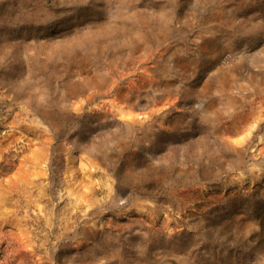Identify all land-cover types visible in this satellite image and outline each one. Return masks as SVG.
I'll return each mask as SVG.
<instances>
[{"label":"rangeland","instance_id":"obj_1","mask_svg":"<svg viewBox=\"0 0 264 264\" xmlns=\"http://www.w3.org/2000/svg\"><path fill=\"white\" fill-rule=\"evenodd\" d=\"M0 264H264V0H0Z\"/></svg>","mask_w":264,"mask_h":264},{"label":"water","instance_id":"obj_2","mask_svg":"<svg viewBox=\"0 0 264 264\" xmlns=\"http://www.w3.org/2000/svg\"><path fill=\"white\" fill-rule=\"evenodd\" d=\"M107 96V95H106ZM105 96V97H106ZM102 99H103V96H97V97H95V101H98V102H102ZM104 107V106H103Z\"/></svg>","mask_w":264,"mask_h":264}]
</instances>
